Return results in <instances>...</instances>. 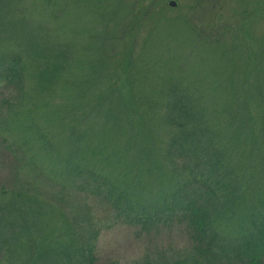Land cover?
Masks as SVG:
<instances>
[{
	"label": "rangeland",
	"instance_id": "374dc122",
	"mask_svg": "<svg viewBox=\"0 0 264 264\" xmlns=\"http://www.w3.org/2000/svg\"><path fill=\"white\" fill-rule=\"evenodd\" d=\"M169 1L0 0V264H87V251L93 264H209L184 214L147 226L135 216L182 185L193 197L201 192L208 168L186 167L193 155L183 150L168 106L177 96L216 124L200 140L224 126L225 140L236 143L230 165L246 162L253 185L263 186L264 0ZM33 41L66 47L64 68L50 83L35 77ZM126 52L137 100L124 114L107 110L117 95L96 100L111 89L126 92L119 70ZM11 57L20 77L8 78ZM243 90L257 134L239 115L228 126L237 105H229L230 95ZM130 118L146 127L154 153L133 182L140 202L131 192L115 201L108 190L133 164ZM253 137L262 149H249ZM95 174L109 184H98ZM184 196L174 195V205ZM237 227L236 219L218 226L219 264L241 261Z\"/></svg>",
	"mask_w": 264,
	"mask_h": 264
},
{
	"label": "trees",
	"instance_id": "16d2710c",
	"mask_svg": "<svg viewBox=\"0 0 264 264\" xmlns=\"http://www.w3.org/2000/svg\"><path fill=\"white\" fill-rule=\"evenodd\" d=\"M31 43L32 42L29 44ZM31 49L32 53L37 55L35 59L38 60L35 77L38 78L40 83L43 81L50 83V81H53L55 77L60 75L61 70L64 68L62 59H64L66 55V47L63 45L40 47L37 42L33 41ZM41 53H43V55H41ZM47 56L49 61L46 59ZM40 60L44 61L41 62ZM15 62V57H11L7 63L9 66V68H7L9 70L8 78L16 76L20 77V70L19 68H16L17 66ZM119 63L120 73L123 74V78H125L126 82V95L118 89H111L108 95H101L100 97L98 95L96 102L98 101L100 103L99 100H101L102 103H106L108 98L110 99L109 96L115 94L117 95V100L116 102L109 101L107 110L112 112L120 110L125 114L130 106L136 105L137 100L133 87L129 84L132 62L128 52H126L123 60ZM47 82H45V84ZM245 93L246 90L241 91V94L236 91L231 93L232 95H230L229 105H237L236 109L231 111L233 113L230 117V124L228 126L234 123L236 115H239L241 118L243 117L245 122L255 121L253 115L248 110L247 105L242 102V98L249 97ZM259 94L262 95V101H264V93L261 94L259 92ZM181 101L180 97L177 96L175 102L168 103L169 110L172 112L170 117H172L171 120H173L172 124H176L179 130L182 131L180 137L182 141L185 142L183 144V150L188 149L193 155L188 158L189 163L186 164V167L188 166L191 170H194L200 164L207 165V174L204 179L201 180L202 184L200 187H198L203 190L201 189V192L198 194L196 193L195 195L197 196L193 197L190 195L192 191L186 188V186L182 187V185L177 190L176 188L172 190L170 195L164 196L161 199L160 206L154 207L152 212H149L145 207L140 209L135 215L136 218L147 226L148 224L151 225L158 221L171 219V215L179 216L180 214H184L195 238L200 242H203L202 244H205V246H200L199 249L201 252H204L202 255L207 258L209 264H219L217 262L219 253L214 251L213 247L216 243H220L224 237L221 235L220 230L218 231V226L220 228L224 219H236L238 225L237 228L241 232L238 245L243 248V256L240 257L241 261L237 264H264V184L259 189L253 185L251 180L252 168H250L246 162L239 167L230 165L233 163L231 159L233 160V157L236 158L237 156V152H232L236 143L233 141L232 145H230V141L228 139L225 140V137H227L229 132L227 129L226 131L224 130V126L215 129V134H213L214 138L209 136L203 141L200 140L201 136L210 133L211 128L209 129L208 126L211 127L216 124L209 125V120L205 118L203 111L200 110L191 113L192 105L191 107H186ZM224 108L227 110L228 107L225 106ZM104 111H106V109H104ZM182 115H184V117ZM129 120L130 121L127 123L130 128H135L137 136L135 139L133 134V137L131 138V143L135 145V150L132 154L130 153L131 155L129 154L127 160V162H129L131 159L133 164H125L127 166H125L124 171L122 170L121 174L123 180L117 185L110 184L108 190H111L110 194H113L112 196L115 201L127 198V195L131 192L133 196L137 197V199L139 198L140 202V197L136 195L134 191L138 188L137 183H140L139 177H141L142 165L144 167L142 162L144 161L145 164L149 165L152 157H154V153L149 142L150 139L146 134V127L140 123L139 120L134 121L132 118ZM248 128V131L256 133L255 122L252 125H248ZM260 135H263L262 141L264 143V130L261 131ZM243 144L245 145V142ZM249 149H262V144L257 142V138L253 137ZM96 152L97 151L91 153L95 154ZM98 156L102 162H105L106 157L104 156L103 151H99ZM238 161H242V159H239ZM129 173H131V176L128 175ZM241 173L247 176L245 178L246 180L243 182H241L242 180L239 182V176L241 177ZM90 174L94 176L92 171H90ZM94 178L98 184L106 186L109 184V177L107 176L95 174ZM174 195L185 196L183 198H178L177 204L174 205ZM203 195H206L205 199L203 198ZM129 199L131 200V198ZM131 212L132 206L129 203L126 207L125 213L128 215V213L130 214ZM245 227H250V230ZM59 256H63V253L59 254ZM245 257L247 260H243ZM85 259H87V264H93L94 259L89 251H87ZM184 263L187 264V260L181 259L179 261H173L170 264ZM151 264L169 263L161 261ZM195 264L202 263H200V261H195Z\"/></svg>",
	"mask_w": 264,
	"mask_h": 264
},
{
	"label": "water",
	"instance_id": "95a60500",
	"mask_svg": "<svg viewBox=\"0 0 264 264\" xmlns=\"http://www.w3.org/2000/svg\"><path fill=\"white\" fill-rule=\"evenodd\" d=\"M169 5H170V6H175V5H176V2H175L174 0H170V1H169Z\"/></svg>",
	"mask_w": 264,
	"mask_h": 264
},
{
	"label": "flooded vegetation",
	"instance_id": "af4514ba",
	"mask_svg": "<svg viewBox=\"0 0 264 264\" xmlns=\"http://www.w3.org/2000/svg\"><path fill=\"white\" fill-rule=\"evenodd\" d=\"M253 2V1H252ZM255 3H256V0H255Z\"/></svg>",
	"mask_w": 264,
	"mask_h": 264
}]
</instances>
